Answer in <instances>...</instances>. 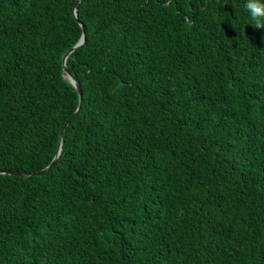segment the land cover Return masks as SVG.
Returning <instances> with one entry per match:
<instances>
[{"label": "trees", "instance_id": "trees-1", "mask_svg": "<svg viewBox=\"0 0 264 264\" xmlns=\"http://www.w3.org/2000/svg\"><path fill=\"white\" fill-rule=\"evenodd\" d=\"M76 1L0 0V264H264V25Z\"/></svg>", "mask_w": 264, "mask_h": 264}, {"label": "water", "instance_id": "water-1", "mask_svg": "<svg viewBox=\"0 0 264 264\" xmlns=\"http://www.w3.org/2000/svg\"><path fill=\"white\" fill-rule=\"evenodd\" d=\"M82 0H77L75 5H74V10L73 13L75 15V17L78 19V11H77V7L78 4L81 2ZM82 28L84 30L82 37L80 38V40L78 41V43L72 48L70 49L68 52H66V54L63 57V72L64 75L67 79H69L71 81V83L75 86L76 90L78 91L79 95H80V102L79 105L77 107V109L75 110V112L71 115V117L65 122V124L63 125L61 131H60V139H59V144H58V148L56 151V154L53 158V160L51 161V163L46 166L45 168H43L40 171L35 172L34 174H41L42 172L50 169L58 160V157L60 156V153L62 151V146H63V136H64V132L66 127L69 125V123L71 122V120L74 118V116L79 112L80 107L82 105V88L80 86V83L76 80L75 76L73 75V73L70 71V69L68 68L67 64H66V60L68 58V56L71 54V52L73 50H75L78 46L82 45L84 43V41L86 40V34H85V25L82 24ZM5 173H9V174H13V175H21V176H30L32 173H28V172H20L18 170H0V174H5Z\"/></svg>", "mask_w": 264, "mask_h": 264}, {"label": "clouds", "instance_id": "clouds-1", "mask_svg": "<svg viewBox=\"0 0 264 264\" xmlns=\"http://www.w3.org/2000/svg\"><path fill=\"white\" fill-rule=\"evenodd\" d=\"M246 10L252 25H264V0H246Z\"/></svg>", "mask_w": 264, "mask_h": 264}]
</instances>
